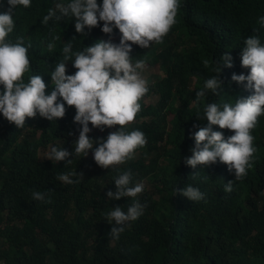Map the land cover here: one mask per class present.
Returning a JSON list of instances; mask_svg holds the SVG:
<instances>
[{"label":"trees","instance_id":"trees-1","mask_svg":"<svg viewBox=\"0 0 264 264\" xmlns=\"http://www.w3.org/2000/svg\"><path fill=\"white\" fill-rule=\"evenodd\" d=\"M56 2L32 0L30 7L15 13L9 39L15 42L23 37L31 45L26 81L28 75H41L50 85L63 43L74 36L73 50L101 39L119 42L117 29L111 37L101 32L102 22L91 31L85 29L83 38L75 32L74 18L43 24V16ZM261 16L264 0H181L176 23L162 43L147 49L132 45L133 62L144 60L146 67H156L162 75L148 83L141 110L125 126L142 131L146 145L136 150L133 159L112 169L99 167L91 151L65 167L63 161L44 159L53 145L73 151L79 134V125L73 123L74 106L65 105V116L56 121L38 115L26 118L23 128L0 115V259L4 264H264V115L252 130L257 151L243 180L234 181V173L221 162L196 169L183 162L194 146L191 135L207 125L202 119L204 103H235V98L252 94L232 82L231 75L249 71L240 63L243 40L255 34L264 42ZM54 37L60 39L53 41ZM49 41L55 45L51 50ZM223 52H230L233 66L222 69L221 95L209 93L199 106L193 104L195 91L213 75V61ZM75 71L69 62L66 74ZM89 127L90 138L97 139L119 125L103 132ZM213 130L223 132L225 138L233 134L219 126ZM126 170L135 182L144 184L135 198L143 205V214L113 240L107 214L116 206L126 210L133 198L108 201L106 193L115 192L114 179ZM76 171L83 173L82 182L58 180L61 173ZM228 181H234L231 192L224 191ZM188 184L198 187L204 200L189 201L180 195L179 189ZM34 191L45 192L47 202L33 200Z\"/></svg>","mask_w":264,"mask_h":264},{"label":"clouds","instance_id":"clouds-1","mask_svg":"<svg viewBox=\"0 0 264 264\" xmlns=\"http://www.w3.org/2000/svg\"><path fill=\"white\" fill-rule=\"evenodd\" d=\"M31 3L32 0H0V8L5 9L0 11V115L16 128H23L26 118L38 115L52 122L65 116V105L74 106L73 123L79 125V134L73 151L53 145L44 153V159L52 163L63 161L65 167L71 165L76 156L86 157L91 151L95 163L105 169L133 159L136 150L145 146L147 140L142 131H129L125 126L141 110L140 100L149 88L142 75L145 61L133 62L132 45L147 49L153 43H162L176 23L181 0H57L55 7L49 8L43 16V24L51 21L55 25L74 18L75 32L83 38L87 35L85 29L91 31L102 22V33L111 37L117 29L120 37L118 43L111 38L101 39L80 50H73L75 36L63 43L62 59L51 70L50 85H46L41 75H28L25 80L30 71L31 45H26L23 37L15 42L9 39L15 27L16 11L30 7ZM258 23L264 26V16ZM55 39L60 37H54L53 41ZM53 41L47 44L49 50L55 46ZM69 62L76 69L72 74H66ZM240 63L249 71L247 75L233 73L231 81L252 90V94L235 98V103H204L202 119L207 125L191 135L194 146L189 149L190 156L183 158L184 164L192 169L221 162L234 173V181L243 180L253 166L257 149L252 130L258 118L264 115V42L258 35L243 40ZM232 66L230 52H223L220 59L213 61V75L203 80L192 103L199 106L209 93L221 95L222 69ZM89 124L101 132L105 128L119 127L105 138L92 139ZM213 126L228 129L233 134L225 138L223 132L213 130ZM58 180L65 184L80 183L83 173H61ZM234 181L224 183L225 192L233 190ZM114 185L115 192L106 193L108 201L133 198L126 210L116 206L107 214L106 221L111 225L109 233L113 240H118L130 222L143 214V205L135 198L144 190V184L135 182L131 171L126 170L115 177ZM179 192L189 201L205 198L204 193L191 184L184 185ZM31 195L33 200L47 202L45 192L34 191ZM0 264H4L2 259Z\"/></svg>","mask_w":264,"mask_h":264},{"label":"rangeland","instance_id":"rangeland-1","mask_svg":"<svg viewBox=\"0 0 264 264\" xmlns=\"http://www.w3.org/2000/svg\"><path fill=\"white\" fill-rule=\"evenodd\" d=\"M142 75L149 83V82L155 81L157 77L161 76L162 74L159 72V70L156 67H146L145 66V68L142 71ZM0 247H1V244H0Z\"/></svg>","mask_w":264,"mask_h":264}]
</instances>
